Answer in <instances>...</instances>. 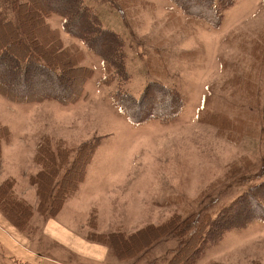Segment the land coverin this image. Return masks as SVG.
Instances as JSON below:
<instances>
[{"label": "rangeland", "instance_id": "374dc122", "mask_svg": "<svg viewBox=\"0 0 264 264\" xmlns=\"http://www.w3.org/2000/svg\"><path fill=\"white\" fill-rule=\"evenodd\" d=\"M11 1L15 3L0 0V13L7 17ZM198 1L192 10L215 4L205 11L206 19L189 18L173 0H82L104 28L123 40L128 79L121 86L102 85L105 72L99 57L61 31L57 16L49 18V24L66 35L60 38L63 48L70 42L85 48L75 64L93 69L92 76L79 98L64 105L50 97L15 103L0 94V126L8 129L0 140V185L9 181L13 197L32 210L24 230L13 227L26 240L23 247L33 253L29 257L11 251L0 240V264H168L196 227L182 237L169 232L126 260L118 259L106 240L116 232L125 238L175 215L215 217L264 180V0ZM29 13L28 35L31 41L37 36L43 40L46 47L37 39L38 47L53 61L44 52L49 45L42 34L46 31L32 10ZM1 41L0 47L6 45L17 58L16 43ZM69 50L56 57L63 76L48 83L46 74L39 88L53 84L56 88L66 81L76 85L79 73L63 64ZM30 81L23 84L25 90L32 88ZM156 85L172 92L173 106L176 95L182 100V108L170 120L133 123L112 99L117 88L137 98L146 87ZM60 153L64 160L67 157L64 168L77 161L69 173L75 184L78 167L91 157L82 180L68 192L58 212L43 214L30 178H43L50 159L57 160ZM258 214L264 216V209ZM0 216L9 222L2 211ZM49 220L54 227L70 230L71 238L80 237L64 240L70 251L53 247L47 236L53 231L45 233ZM255 225L229 231L208 248L200 244L196 256L181 264H264V222ZM101 246L106 255L98 260L88 249L97 252ZM191 250L188 245L185 252Z\"/></svg>", "mask_w": 264, "mask_h": 264}, {"label": "trees", "instance_id": "16d2710c", "mask_svg": "<svg viewBox=\"0 0 264 264\" xmlns=\"http://www.w3.org/2000/svg\"><path fill=\"white\" fill-rule=\"evenodd\" d=\"M173 1L186 15L191 16L189 18L206 19L205 11L215 8L213 1L211 2L214 5L213 8L205 5L198 11L191 9L192 5L199 6L198 0ZM224 4V1H220L218 5L224 7ZM9 10L11 17L0 13V26L5 29V33H0V43H2V39H12L14 44L16 43L19 55L14 58L6 45L4 48L0 47V64H2L0 66L3 68L0 69L6 71V74L0 73V94L7 100L15 103H28L42 101L50 97L62 105L75 102L83 91L84 83L92 76L93 69L76 67L75 62L80 60L81 52L77 46L69 45L68 48H63L59 30L52 28L46 21L52 16H57L60 20L61 31L75 40H80L88 51L96 54L102 61L105 72L102 81H100L102 85L110 86L113 83H118L121 86L128 79L123 40L117 33L104 28L96 13H93L88 6L86 7L82 0H15V3L10 2ZM25 10L27 15H24ZM31 10L46 31L42 34L48 38L49 45L47 44L48 47L44 52H48L47 54H50L53 61H48L38 47L37 39H39L40 46L46 47V45H43V40L38 38L37 33H35L37 37L33 41L28 35L27 28L31 29L32 27V17L29 16ZM56 45H59L63 51L58 48L55 50ZM66 50L70 51V55L63 64H66L71 72L79 73L76 85L72 87L71 81H66L65 85L61 83L56 88L55 84L48 88H39L44 81L42 76L47 74L45 81L48 83H54L58 77L63 76L64 68L56 60V57ZM7 51H9L8 55ZM7 75L10 79H6ZM29 79L33 81L29 83L32 88L25 90L26 87L23 84ZM69 84H71L70 87H68ZM175 97L176 104L173 106L172 92L169 93L167 89L158 85L146 87L137 98L121 88H117L112 95V99L120 111L133 123L146 122L149 119H159L164 122L174 118L182 108V100L177 95ZM7 133L8 129L1 125L0 140L5 138ZM39 149L43 151L44 146L40 145ZM51 153L54 157L55 152L51 151ZM63 153L65 154V152ZM61 154H57V160L50 159V170L42 175L43 178L39 179L36 176L30 178V182L37 187L39 197L37 206L43 214L54 215L58 212L68 192L75 189L77 183L82 180L84 167L91 157L89 156L88 160L78 167L75 184L70 182L73 175L70 176L69 173L77 161L74 160L70 167L64 168L68 161L67 157L64 160V155ZM62 168L65 171L57 185L56 177ZM10 186L9 181L0 185V210L12 226L22 231L32 216V210L25 201H18L19 199L16 200L13 197ZM261 209H264V180L251 188L245 198L233 202L215 217L203 214L199 219H195L194 215L181 219L175 215L163 224L148 225L136 234L125 236V238L121 232L111 234L106 240L107 246L118 259L126 260L136 257L139 252L169 232L182 237L196 227L189 235L186 244L168 262V264H181L188 257L196 256L200 244L208 248L219 242L229 231L250 228L258 222H264V216L258 214ZM224 210L226 211L222 214ZM195 215L196 218L199 217L197 214ZM195 220L198 222L197 226ZM188 245H192V250L186 253L185 249ZM248 264H259V262L252 261Z\"/></svg>", "mask_w": 264, "mask_h": 264}, {"label": "crops", "instance_id": "0c3cea01", "mask_svg": "<svg viewBox=\"0 0 264 264\" xmlns=\"http://www.w3.org/2000/svg\"><path fill=\"white\" fill-rule=\"evenodd\" d=\"M51 18V17H50ZM47 22H48V24H49V18L46 20ZM50 25V24H49ZM51 26V25H50ZM52 27V26H51ZM52 28H55V29H58V28H56V27H52ZM59 30V29H58ZM62 36H64L65 38H66V35L64 34V33H60L59 32V37L61 38ZM62 39V38H61ZM71 44H74L73 42H70V43H67L66 44V47H68L69 45H71ZM78 44V43H77ZM78 49H80L84 54L87 52V51H85V48L81 45H79L78 44ZM83 60V58L81 59V61ZM86 84H87V81H86V83H85V85H84V88H85V86H86ZM98 146V145H97ZM95 151H96V149H95ZM95 151H94V153H95ZM94 155V154H93ZM93 157V156H92ZM91 160H92V158H91ZM91 162V161H90ZM89 162V163H90ZM89 165V164H88ZM88 167V166H87ZM86 171H87V169H86ZM51 221L52 220H49V221H47L48 222V225L47 226H49L46 230H45V233H46V235L48 234V231H50V230H52L51 232V234H48L47 236L50 238V240L52 241V244H53V247L54 248H57V249H59V250H62V251H70L71 249H69L67 246H64V240H66V241H73V240H76V239H78V238H80V237H74L73 236V238H71L70 236L72 235L71 234V232H70V230H66V229H63L61 226H53L52 225V223H51ZM47 222H46V224H47ZM45 225V224H44ZM51 225H52V227H51ZM256 226V225H255ZM252 227L254 228V225L253 226H251L249 229H252ZM256 228V227H255ZM48 229H50V230H48ZM50 233V232H49ZM75 238V239H74ZM24 239V237H23V235H21L20 233H17L16 231H15V228L9 223V222H6L4 219H1V216H0V240H1V244L2 245H4V246H6L8 249H10L11 251H13L14 249L15 250H18L21 254L23 253V255H27V256H29V257H31L32 255L31 254H33L31 251H29L28 249H25L24 247H23V245H26V240L24 241L23 240ZM82 239V238H81ZM88 242L87 241H85V244H86V246H88V244H87ZM37 244V243H36ZM79 244H80V242H79ZM103 248H104V250H103ZM84 249H88V247L86 248H84ZM89 250V252L91 253V255L95 258V259H98V260H101V259H103L104 258V256L106 255V249H105V247L104 246H101L100 247V251H97V252H95V250H93V249H88ZM72 257L74 258V256L72 255ZM80 259H84L83 257L82 258H80ZM86 262H88V263H91V262H93L94 260L93 259H84ZM83 260V261H84Z\"/></svg>", "mask_w": 264, "mask_h": 264}]
</instances>
